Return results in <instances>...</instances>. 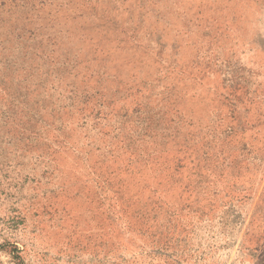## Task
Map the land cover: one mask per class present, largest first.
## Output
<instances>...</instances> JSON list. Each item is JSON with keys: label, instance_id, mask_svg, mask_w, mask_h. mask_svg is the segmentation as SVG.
<instances>
[{"label": "rangeland", "instance_id": "obj_1", "mask_svg": "<svg viewBox=\"0 0 264 264\" xmlns=\"http://www.w3.org/2000/svg\"><path fill=\"white\" fill-rule=\"evenodd\" d=\"M0 264H264V0H0Z\"/></svg>", "mask_w": 264, "mask_h": 264}]
</instances>
